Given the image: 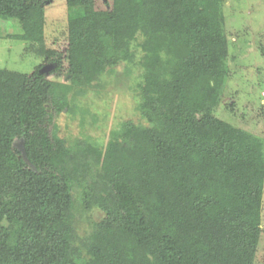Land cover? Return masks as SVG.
I'll list each match as a JSON object with an SVG mask.
<instances>
[{
  "label": "trees",
  "instance_id": "1",
  "mask_svg": "<svg viewBox=\"0 0 264 264\" xmlns=\"http://www.w3.org/2000/svg\"><path fill=\"white\" fill-rule=\"evenodd\" d=\"M221 3L111 0L98 10L65 0L66 83L42 66L0 68V96L14 97L0 122V264H254L264 142L215 115L229 75ZM44 16V0H0L26 53L59 78L60 54L40 41ZM119 63L141 70L144 124L124 122L102 147L59 138L68 93ZM21 138L34 170L13 146ZM95 209L103 218L80 235Z\"/></svg>",
  "mask_w": 264,
  "mask_h": 264
},
{
  "label": "rangeland",
  "instance_id": "2",
  "mask_svg": "<svg viewBox=\"0 0 264 264\" xmlns=\"http://www.w3.org/2000/svg\"><path fill=\"white\" fill-rule=\"evenodd\" d=\"M223 33L228 41V71L222 101L216 110L220 120L259 137L264 142V0H221ZM111 0H95L98 10L110 8ZM45 26L41 43L62 59V76L46 78L66 83L63 60L67 47V7L65 0H44ZM22 25L0 17V68L31 74L48 65L44 57L27 54L28 43ZM34 50H37V44ZM140 54L137 55V58ZM141 70L136 64L119 63L99 81L67 95L69 109L54 118L55 132L68 144L87 140L104 146L124 122L142 123L138 112ZM75 93V94H74ZM77 93V94H76ZM14 103L13 94L0 96V122L6 108ZM78 233L88 230L89 222L103 218L99 210L84 214ZM87 219V220H86ZM254 264H264V189L261 207V237Z\"/></svg>",
  "mask_w": 264,
  "mask_h": 264
},
{
  "label": "water",
  "instance_id": "3",
  "mask_svg": "<svg viewBox=\"0 0 264 264\" xmlns=\"http://www.w3.org/2000/svg\"><path fill=\"white\" fill-rule=\"evenodd\" d=\"M53 69V66L52 65H46L44 67H42L40 70H39V73L40 74H47L49 73L51 70ZM21 154V157L23 159V161L32 169L34 170V167L32 165L29 164L27 158H26V155H25V150H24V144H23V139L21 138L19 141L15 142L14 145H13Z\"/></svg>",
  "mask_w": 264,
  "mask_h": 264
}]
</instances>
